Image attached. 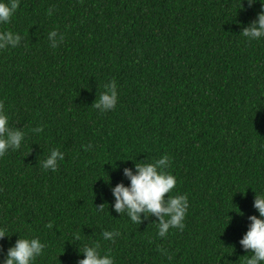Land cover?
Here are the masks:
<instances>
[{
  "label": "trees",
  "instance_id": "trees-1",
  "mask_svg": "<svg viewBox=\"0 0 264 264\" xmlns=\"http://www.w3.org/2000/svg\"><path fill=\"white\" fill-rule=\"evenodd\" d=\"M260 7L20 0L0 25L22 37L0 49V100L10 127L26 133L0 157V264L19 237L46 245L35 264H78L93 241L115 264H244L251 253L239 240L264 194V38L241 32ZM54 28L64 35L56 48ZM112 80L118 104L101 113L92 104ZM51 148L64 153L55 172L39 164ZM164 154L177 178L169 195L187 194L189 208L183 230L159 237L155 216L132 223L116 213L110 189L130 184L123 168L133 161ZM114 229L115 242L103 240Z\"/></svg>",
  "mask_w": 264,
  "mask_h": 264
},
{
  "label": "clouds",
  "instance_id": "clouds-1",
  "mask_svg": "<svg viewBox=\"0 0 264 264\" xmlns=\"http://www.w3.org/2000/svg\"><path fill=\"white\" fill-rule=\"evenodd\" d=\"M20 0H0V25L10 23L13 15L19 7ZM260 4V11L255 20L247 27H243L242 34L249 41H259L264 38V0H247L249 7ZM48 16L53 15V9H47ZM21 35L11 30L0 31V49H15L20 45ZM49 46L56 48L64 40V35L57 29H52L47 33ZM104 91L96 96L92 107L101 113L114 110L118 104V90L114 80L109 81L104 86ZM34 134L43 132L42 126L31 129ZM26 138V133L22 128H12L9 124V116L5 110L4 102L0 100V157L4 156L9 150L17 151L21 149ZM84 147L85 151L92 148L89 144ZM64 160V153L59 148H51L48 155L39 160L40 167L45 171L55 172L58 162ZM131 160V159H128ZM127 161V160H125ZM133 161V160H131ZM170 157L167 154L157 159L149 161L134 162L133 167H124L123 175L130 181L127 186L117 183L111 187L114 197L112 209L118 213L126 214L132 223H141L142 219L155 216L157 235L165 237L170 229L176 228L183 230L184 220L189 208L187 194L169 195L177 185V178L168 171ZM102 206L97 207L102 210ZM253 207L257 210V215H250L248 230L239 240V244L245 252L251 255H244V264H264V194H257L254 197ZM143 214V216L141 215ZM6 236V228L0 227V240ZM101 236L105 241L115 242L120 236L117 230H103ZM75 239L79 240L77 235ZM46 245L38 237H19L15 243L7 249L2 264H35L37 257L43 254ZM79 253L83 255L78 260V264H115L114 255L111 249L101 251L98 241L86 243L83 249L79 248Z\"/></svg>",
  "mask_w": 264,
  "mask_h": 264
}]
</instances>
